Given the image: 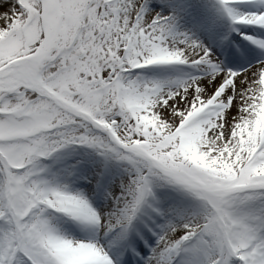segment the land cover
<instances>
[{
  "label": "snow or ice",
  "instance_id": "6c2138e0",
  "mask_svg": "<svg viewBox=\"0 0 264 264\" xmlns=\"http://www.w3.org/2000/svg\"><path fill=\"white\" fill-rule=\"evenodd\" d=\"M0 264H264V0H0Z\"/></svg>",
  "mask_w": 264,
  "mask_h": 264
}]
</instances>
